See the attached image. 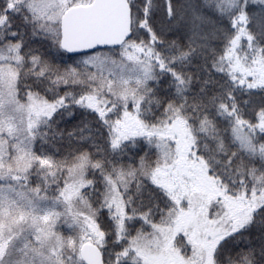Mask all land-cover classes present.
Returning a JSON list of instances; mask_svg holds the SVG:
<instances>
[{
  "label": "snow or ice",
  "instance_id": "6c2138e0",
  "mask_svg": "<svg viewBox=\"0 0 264 264\" xmlns=\"http://www.w3.org/2000/svg\"><path fill=\"white\" fill-rule=\"evenodd\" d=\"M0 264H264V0H0Z\"/></svg>",
  "mask_w": 264,
  "mask_h": 264
}]
</instances>
